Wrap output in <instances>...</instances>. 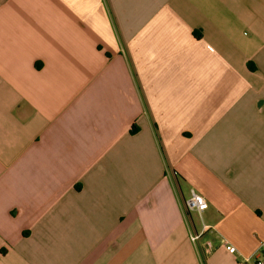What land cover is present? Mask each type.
Masks as SVG:
<instances>
[{
  "label": "crops",
  "instance_id": "obj_1",
  "mask_svg": "<svg viewBox=\"0 0 264 264\" xmlns=\"http://www.w3.org/2000/svg\"><path fill=\"white\" fill-rule=\"evenodd\" d=\"M262 256L264 0H0V264Z\"/></svg>",
  "mask_w": 264,
  "mask_h": 264
},
{
  "label": "built area",
  "instance_id": "obj_2",
  "mask_svg": "<svg viewBox=\"0 0 264 264\" xmlns=\"http://www.w3.org/2000/svg\"><path fill=\"white\" fill-rule=\"evenodd\" d=\"M186 207L189 211L197 212L198 214L201 215L208 208V203L204 197L196 193H193L191 197L186 201ZM206 229H208V227L204 226V231H206ZM199 237L200 235H192V240L197 241ZM208 251L209 252L211 251L210 246L208 247ZM229 252L234 253L235 248L230 247ZM253 264H264V256L256 259Z\"/></svg>",
  "mask_w": 264,
  "mask_h": 264
}]
</instances>
